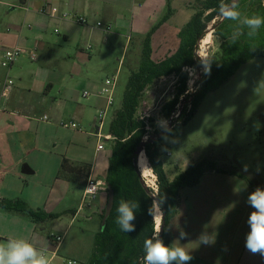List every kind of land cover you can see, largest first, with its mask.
I'll use <instances>...</instances> for the list:
<instances>
[{"label": "crops", "instance_id": "obj_1", "mask_svg": "<svg viewBox=\"0 0 264 264\" xmlns=\"http://www.w3.org/2000/svg\"><path fill=\"white\" fill-rule=\"evenodd\" d=\"M125 1L0 0V7L9 9L0 17V61L7 50L19 47L25 51L11 66L5 68L0 64V198L22 201L39 213L60 219L53 222L56 227L52 225L51 230L39 231V224L29 218L0 209V242L9 237L30 240L48 258H53L52 264H60L59 255L78 217L83 221L79 233L89 230L94 248L95 236L101 230V214L108 202L109 189L83 204L88 176L106 184L112 148L106 151L103 145L99 150L96 137L98 112L106 106L101 93L104 82L96 79L102 64L98 63L92 44L80 46V43L86 40L97 46L106 43V33L115 27L119 35H137L142 52L145 36L167 13V0H132L134 5L127 17L121 13ZM195 1H172L173 14L151 36L153 62L159 63L176 51L178 32L194 15ZM49 7L57 8L59 14L85 17L88 23L80 25L62 19L59 14L52 17L47 11ZM97 22L103 26L96 27ZM73 46L75 50L70 49ZM33 53L34 60L30 56ZM8 78L14 81L13 91L9 97L1 98L2 86ZM85 91L89 93L87 97L83 96ZM70 122L78 128L62 125ZM104 136H110L109 127ZM106 141L111 146V140ZM167 153L171 156V152L165 153L170 157ZM65 161L68 169L61 174ZM188 167L164 160L169 180ZM220 182L208 180L210 187ZM223 182L230 187L236 184L232 179ZM241 186L242 190L210 188L205 194L194 193L196 187H193L190 210L184 201L188 195L185 198L180 192L176 215L169 223L167 244H172L180 231H185L188 238L179 242L187 244L190 239L193 247L197 245L200 253L197 264H264V257L253 255L245 247L249 231L246 221L252 211L247 197L254 189ZM62 204H66L64 209L56 212ZM65 213L70 217L63 223ZM187 217H190L188 226ZM205 232L214 238L213 244L197 242ZM51 235L63 237L57 248ZM91 248L89 245V252ZM203 252L207 258L202 257ZM213 254L219 259L210 257Z\"/></svg>", "mask_w": 264, "mask_h": 264}, {"label": "trees", "instance_id": "obj_2", "mask_svg": "<svg viewBox=\"0 0 264 264\" xmlns=\"http://www.w3.org/2000/svg\"><path fill=\"white\" fill-rule=\"evenodd\" d=\"M172 1L167 0L166 15L145 36L138 71L131 74L121 107L115 110L112 115L109 125V135L113 138L110 141L112 154L106 185L108 189L113 190V206L105 227L103 230H99L95 236L93 254L87 264H142L144 240L153 235L156 227L152 217L148 215L150 207L155 210L152 194L158 200L163 201L165 227L162 239L166 242L167 227L170 220L176 215L182 189L197 186L207 172L241 176L227 172L217 167L213 162L201 160L190 165L185 171L179 172L173 180H169L164 171L163 152L159 147L162 136L168 135L163 133L155 141L146 143L144 149L147 162L156 177L157 193L150 187L148 192L142 184V176L135 164V151L148 134V123L152 122L138 114L143 93L147 87L163 78L176 77L175 94L163 106L166 118L169 119L172 116L187 92L188 74L185 69L199 67L196 54L198 40L204 35L207 25L212 21H217L215 18L221 16V4L231 3V0H197L193 4L194 15L178 32L179 45L176 51L159 63H155L151 60V36L160 24L166 22L173 14ZM239 11L242 16L260 15L264 17V0H239ZM247 33L248 29L241 27L237 21L224 19L222 22H218L213 35L221 42L220 51L205 66L199 80L198 90L180 110L177 124L171 128V133L179 131L190 121L196 113L200 101L208 93L219 88L246 63L258 57H264V26L255 36L250 37ZM158 134L159 132L155 133V136ZM66 169L68 166L65 161L61 166V174ZM121 200L135 201L139 204V208L136 210V230L134 232H122L115 222L117 207ZM0 209L18 213L34 223L49 217L56 218L35 211L22 201H8L0 198ZM104 211L101 214V219L104 217Z\"/></svg>", "mask_w": 264, "mask_h": 264}, {"label": "rangeland", "instance_id": "obj_3", "mask_svg": "<svg viewBox=\"0 0 264 264\" xmlns=\"http://www.w3.org/2000/svg\"><path fill=\"white\" fill-rule=\"evenodd\" d=\"M125 4L126 6L121 7V13L129 17L134 2L127 0ZM8 10V8L1 6L0 17H3ZM217 19L218 17L215 18V20ZM213 25L214 21L207 25L206 30ZM141 28H144V26H141ZM106 34L108 41L106 43L104 41L101 42L99 46L87 40L80 43V46H86L87 44L94 46L92 51L96 55L98 63L102 64V66H99V69H102L100 70L101 72L96 73L97 80L104 82L115 75L118 78L115 102L104 122V128L101 131L102 135L108 131L113 111L121 107L129 78L133 72L138 71V64L141 58L140 39L137 35H130V37H128V34L125 36L119 35L115 27H112V30ZM210 36V42L207 45L204 57L199 55L201 49H198L199 67L195 66L185 71L188 74L187 92L181 99V104L174 112V116L167 119L163 106L175 94L176 77L161 79L145 89L138 112L140 117L152 121L148 123L149 136L144 139L145 141L152 134L155 135V133L159 132L155 136L157 139L160 138L159 135L164 133L162 128L158 126V121H166L167 127L170 129L177 124L180 110L199 88V80L205 70V66L220 51L221 42L214 37L213 33ZM70 49L75 50L76 46L70 47ZM83 128H87V126L83 125ZM102 144L106 151L110 150L109 142L102 140ZM159 147L163 152L164 160L174 162L182 167H188L201 160H207L227 172L241 175L231 176V174L207 172L201 178L203 180L199 183L200 187L197 186L199 187L197 189L195 186L196 192L194 193L205 194L210 188L215 187L220 190L231 188L235 190L236 187L242 190V184L248 187L249 190H255L257 187L264 188V57H258L246 63L219 88L208 93L200 101L196 113L190 121L179 131L168 135L167 142L162 139L159 142ZM166 151L171 152L170 157L165 155ZM245 167H247V171L244 170ZM143 179L145 178L143 177ZM215 179L221 182L219 184L213 183V187H210L208 180ZM224 179H232L236 184L232 187L224 185ZM145 182H147L146 179ZM153 182L157 187L155 176ZM146 184L149 183L147 182ZM149 186L152 187L151 185ZM192 188L182 189L184 192L181 190V196L185 195L186 198V195H188L189 197L184 199L188 210H190L191 206ZM65 205L62 204L61 208L57 209L56 212L62 211ZM44 214L48 216V214ZM67 216L65 213L61 222H66L68 220ZM56 220L57 217H49L38 222V230L40 231L42 228L51 230L52 225H55L53 222H56ZM59 220L58 218L57 222ZM82 224L83 221L80 217L75 219L71 236H68L61 256L59 255L60 264H65L68 260H74L77 264H87L90 261L94 249L93 243L90 241L91 234L88 233L89 230L87 233H79L83 229ZM188 225H190V217H187L186 220V226ZM90 227V225L85 226L88 229ZM191 228L193 229V226ZM168 229L169 226L167 227L165 244H167L169 239ZM89 245L92 246L90 252ZM183 245L191 250L190 254L193 259L190 264H197V261H200L197 258L200 257L198 255L200 253L196 248L197 245L193 247L190 239L187 244L184 243ZM206 256L203 252L202 257L207 258ZM210 257L215 258L216 255L213 254ZM216 258L217 260L219 259L218 257Z\"/></svg>", "mask_w": 264, "mask_h": 264}, {"label": "clouds", "instance_id": "obj_4", "mask_svg": "<svg viewBox=\"0 0 264 264\" xmlns=\"http://www.w3.org/2000/svg\"><path fill=\"white\" fill-rule=\"evenodd\" d=\"M221 15L228 20L237 21L243 28L248 29V36H255L259 29L264 26V17L260 15L242 16L239 11V0H231V3H222L220 6ZM210 70V69H209ZM162 132L170 135L171 129L167 127L166 121H158ZM168 135L162 139L168 141ZM247 171V167L244 168ZM88 194L96 191V185L90 184L84 189ZM158 208L150 207L148 215L156 225L153 235L146 238L143 244L144 255L142 264H190L193 259L189 249L179 241L188 238V233L180 231L179 237L172 244H165L160 236L163 227L162 200L155 202ZM247 204L252 209L247 218L249 231L245 237V247L253 255L264 257V188L257 187L247 197ZM139 204L135 201L121 200L117 207L116 224L125 233L136 230V210ZM199 244H213L214 238L206 232L198 237ZM0 264H50L45 251L36 247L30 240L17 237H9L6 241L0 242Z\"/></svg>", "mask_w": 264, "mask_h": 264}, {"label": "built area", "instance_id": "obj_5", "mask_svg": "<svg viewBox=\"0 0 264 264\" xmlns=\"http://www.w3.org/2000/svg\"><path fill=\"white\" fill-rule=\"evenodd\" d=\"M47 11L49 13V15H51L52 17L56 16L59 14V10L55 7H49L47 8ZM60 17L62 19H69V20H73L74 22H76L77 24L80 25H86L88 23V20L85 17H81V16H72L69 13L63 12L61 14H59ZM103 24L101 22H97L96 23V27H102ZM106 29L109 31L110 27L107 26ZM23 54H25V51L19 47H16L14 49L11 50H7L4 52V54L1 57V61L0 64L1 66L7 68L9 66H11L20 56H22ZM31 59H35V54H31ZM192 69V68H189ZM189 69H185L189 70ZM117 75H115L114 77L110 78V79H106L103 83V86L101 87V93L102 95L105 96L106 98V106L105 108L101 109L98 112V131L96 133V137L99 139V145H98V149L101 150L103 149V144H102V140H112L113 138L111 136H104L102 135V130L104 128V122L106 121L107 115H108V110L114 105V96H115V90H116V86H117ZM14 88V81L10 78H8L4 85L2 86V90H1V98H7L9 97V95L11 94V92L13 91ZM89 95V93L87 91H85L83 93L84 97H87ZM0 111H1V107H0ZM172 116H174V113L172 114ZM44 120H47V117H44ZM65 127H71V128H78V125L70 122L69 124L63 123L62 124ZM148 130V129H147ZM149 132V130H148ZM147 136H149V133L144 137V139L147 138ZM168 156H170V153L167 154ZM90 184H94L96 185V191L93 194H88L84 191L83 193V204L85 203H90L93 200H95V198L102 192H106L108 191L107 185L99 180H94L91 177H88L84 189L86 187H88ZM51 241L54 244V246L57 248L62 240L63 237L60 235H51ZM52 260L53 258H49L50 264H52ZM65 264H77L75 261L73 260H68Z\"/></svg>", "mask_w": 264, "mask_h": 264}, {"label": "water", "instance_id": "obj_6", "mask_svg": "<svg viewBox=\"0 0 264 264\" xmlns=\"http://www.w3.org/2000/svg\"><path fill=\"white\" fill-rule=\"evenodd\" d=\"M224 19H225V18L221 15V16L217 19V21H214V25H213L212 27H210V29H207V30L205 31V33H204V35L202 36V38H200V39L198 40V49H199V48L201 49L202 42H203V40L205 39V37H206L208 34H211V33L214 32L216 26L218 25V22H222ZM198 53H199V51H197V53H196L197 56H198ZM161 136H162V135H159V137H161ZM155 139H156V138H155V135L152 134V135L149 137V139H147L146 141L143 140V141L140 143V145L138 146V148H137L136 151H135V156H136L135 164H136V166H137V162H138V159L140 158L141 154L144 153V149H145V145H146V143H148V142H153V141H155ZM137 168H138V167H137ZM138 171H139V169H138ZM141 181H142V184H143L144 188L149 192V189H150V188L147 186V184H146L145 180L143 179V177H142ZM152 197L154 198V204H155V206L158 207V205H156V203H155L156 201H158V199H157L156 196H154V195H152ZM112 206H113V190L109 188V192H108V202H107V205H106V208H105L104 217H103V219H102L101 230H103V228L105 227L106 220H107L108 216L110 215V212H111V210H112ZM164 216H165V209H164L163 217H162V219H163V227H162V230H161V232H160V236H161V238H162L163 230H164V227H165Z\"/></svg>", "mask_w": 264, "mask_h": 264}, {"label": "bare ground", "instance_id": "obj_7", "mask_svg": "<svg viewBox=\"0 0 264 264\" xmlns=\"http://www.w3.org/2000/svg\"><path fill=\"white\" fill-rule=\"evenodd\" d=\"M210 37H211L210 34H208L202 42L201 53L199 54L201 57L205 56L207 45L210 42ZM137 167L139 169L141 176L144 177L147 180V182L149 183V184H147V186L150 187L149 185H151L153 188L152 187H150V188H152L154 190V192L157 193V187L153 182L154 175L151 172V168L147 162V159H146L144 153H142L140 158L138 159ZM149 179H151V180H149ZM156 208H158V207L155 206V209Z\"/></svg>", "mask_w": 264, "mask_h": 264}]
</instances>
